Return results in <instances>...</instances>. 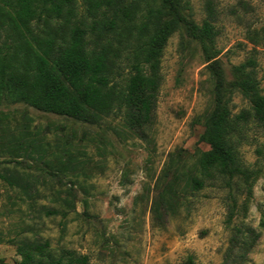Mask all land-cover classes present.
I'll list each match as a JSON object with an SVG mask.
<instances>
[{"label": "rangeland", "instance_id": "1", "mask_svg": "<svg viewBox=\"0 0 264 264\" xmlns=\"http://www.w3.org/2000/svg\"><path fill=\"white\" fill-rule=\"evenodd\" d=\"M186 1L184 16L196 24L205 19L207 2L216 11L213 59L185 26L170 36L146 140L127 132L114 114L90 125L24 103L0 105L7 114L0 125V170L30 173L40 191L30 199L0 180V264H16L15 241L35 237L55 250L87 254L89 264H181L187 256L197 264H222L233 235L242 241L247 229L258 237L238 264H264V136L251 124L237 147L246 177L186 192L161 221L151 212L163 168L190 165L208 149L199 118L214 107L207 65L216 61L228 83L235 79L233 67L254 57L264 94V0ZM230 106L236 112L246 101L236 93ZM65 141L77 160L63 173L55 158ZM25 142L38 147L28 154ZM65 187H73L75 210L64 218L46 216L41 205L61 210L57 199Z\"/></svg>", "mask_w": 264, "mask_h": 264}, {"label": "trees", "instance_id": "2", "mask_svg": "<svg viewBox=\"0 0 264 264\" xmlns=\"http://www.w3.org/2000/svg\"><path fill=\"white\" fill-rule=\"evenodd\" d=\"M188 6L186 0H0V105L24 103L90 125L114 114L127 132L146 140L155 121L160 61L170 36L185 26L206 58L213 59L216 11L207 2L206 17L196 24L184 16ZM256 67L254 57L246 58L233 67L235 79L227 83L216 61L207 65L214 78V107L199 118L208 149L199 150L190 165L163 168L151 206L157 221L186 192L247 176L237 147L250 124L264 136V94ZM236 93L246 106L233 112L230 102ZM5 118L0 112V125ZM68 146L71 142L65 141L56 151V170L63 173L77 160ZM35 147L25 142L23 149L29 154ZM32 177L0 170L3 183L22 189L30 199L40 192ZM57 200L61 210L47 205L40 210L66 217L75 210L73 187H65ZM243 235L242 241L233 235L222 264H238L258 237L252 229ZM14 245L16 264H89L87 254L55 250L47 239L22 238ZM181 264L197 263L187 256Z\"/></svg>", "mask_w": 264, "mask_h": 264}]
</instances>
